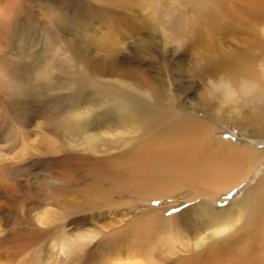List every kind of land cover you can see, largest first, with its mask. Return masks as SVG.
Masks as SVG:
<instances>
[{"label": "rangeland", "instance_id": "1", "mask_svg": "<svg viewBox=\"0 0 264 264\" xmlns=\"http://www.w3.org/2000/svg\"><path fill=\"white\" fill-rule=\"evenodd\" d=\"M42 2L46 5L43 6ZM12 6L19 7L14 13L18 15L16 20H31V30L20 49L37 53L47 38L45 27L51 20L48 18L50 13L57 16L56 20H62L61 30L57 32L60 45L65 52L72 49L76 52L78 65L84 63L88 68L101 69L115 66L134 73L137 71L161 85L166 93H180L185 88V105L193 104L191 115L198 117L195 120L198 125H205L203 137L206 145L212 139L216 141L208 147L211 149L207 154L211 158L209 161L213 162L212 159L217 156L218 159L224 157L226 161H221L227 164L229 174L234 169L240 170L244 164L243 157L235 158L228 153L226 147L230 141L264 151V0H51L50 3L44 0H14ZM17 34L19 36L20 32ZM9 36L13 39L17 37L14 32ZM2 54L0 59L3 58ZM20 55L16 50L10 56L15 57V66L22 57ZM1 63L3 78L7 83L16 84L20 94L13 95L10 102L0 92V237L5 234L6 238L4 247L0 249V264H16L25 253L36 250L45 253L48 245L59 235L53 226L59 222L57 218L63 210L68 215L69 208L55 203L60 197L56 175L61 167V158L74 152L57 151L55 146H60V137L47 128L50 123L58 121L62 113L64 116L65 108L59 116L58 113L32 115L21 128L15 119L9 118V110L23 101H26L25 105L27 102L38 105L37 89L31 85L28 88L25 86L36 72H26L21 69L22 65L19 66L21 68L14 67L12 62L11 68L3 60ZM6 70L9 72L6 73ZM210 79L229 80L234 85L256 83L258 88H254L250 95L261 98L247 103L245 96L249 92L244 93L243 89H239L236 90L238 94H245L240 102L222 106L219 94L212 92L216 99L209 98ZM65 93V97L70 95ZM243 134L254 136V140ZM218 140H221L219 144ZM218 147L220 150L216 149ZM48 148L53 152L47 153ZM231 159L236 162H228ZM237 164L239 167L233 169ZM263 167L264 157L255 164L251 177L255 173L262 175ZM79 174L82 175L83 171H79ZM83 178L80 177V183L74 186L77 189L76 204L85 200L82 190L86 187V180ZM222 181L226 185L230 179ZM243 185L239 183L225 192H219L216 206H224L232 199L240 198ZM151 187L156 188L155 185ZM125 192L108 193L106 206L69 216L68 219L72 217L70 231L73 236H68V248L75 251L83 249L89 242L88 236H92V257L98 258L100 249L110 258H126L135 254V259L147 260L154 256L160 259L159 254L167 252L164 242L170 238L171 244L181 250L179 254H184L182 243L193 237L195 224L199 226L205 222L201 221L203 217L199 219L203 212L200 210L202 205L198 204L206 197L198 196L191 200L179 198L175 201L174 196L177 198L186 193L178 190L172 200L155 199L149 202L142 201L134 193ZM165 201L169 205L158 216L164 220L171 214L188 209L192 224L187 225L188 232L180 228L169 232L170 229L160 223L147 234L138 235L137 232L128 231L133 218L145 213L143 209L148 206L163 208L165 205L161 204ZM225 207L232 211L234 206ZM37 215L45 216L46 223L38 224ZM39 227L42 229L37 232ZM123 240L126 243H122ZM16 241L25 245L18 254L14 252ZM129 248L133 254H128ZM172 260L167 262L166 259L160 264H171L174 262Z\"/></svg>", "mask_w": 264, "mask_h": 264}, {"label": "bare ground", "instance_id": "2", "mask_svg": "<svg viewBox=\"0 0 264 264\" xmlns=\"http://www.w3.org/2000/svg\"><path fill=\"white\" fill-rule=\"evenodd\" d=\"M44 1L50 3L51 0ZM13 2L0 0V54L3 53L0 63L3 60L10 68L13 64L18 68L23 66L21 69L26 72H36L25 86L28 88L31 85L37 89L38 105L29 102L25 105L26 101H23L21 105L12 107L9 110L10 116L9 112L7 115L15 119L21 128L30 121L32 115L58 113L59 116L65 108L64 116L62 113L60 119L50 123L47 128L56 137H60V146H55L57 151L74 152L61 158V167L56 175L60 197L55 203L69 208L68 215L63 210L57 218L59 222L53 226L59 235L48 245L45 253L40 250L25 253L16 264H160L164 259L167 262L173 259L171 264H264V173H255L251 177L255 172V164L264 157V151L249 145L239 146L230 141L226 147L228 153L241 159L243 157L244 164L238 171L234 168L241 163L233 166L234 171L229 174L227 164L222 162L226 161L224 157L218 159L217 156L212 159L213 162L209 161L211 158L207 154L211 149L208 147L213 145L215 139L206 145L205 125L200 126L195 122L198 117L190 113L193 104L185 105V88L180 93H166L161 85L153 83L137 71L134 73L130 69L115 66L101 69L88 68L84 63L78 65L76 52L73 49L65 52L60 45L57 32L61 30L62 20H56L57 16L50 13L48 15L51 17L48 18L51 20L46 24L47 27L44 26L47 38L44 37L41 48L37 53L23 48L21 50L20 45H25L23 43L30 32L31 20H16L18 15L14 13L19 7H13ZM42 5H46L45 2ZM11 32L16 36L20 32L14 38L15 41L9 36ZM16 50L24 58L21 57L15 66V57L10 56ZM22 51H25L24 55ZM1 64V96L9 98L11 102L13 95L15 97L20 94L16 84L7 83L3 78ZM224 81L235 91L243 89L244 93L249 92L245 96L247 103H254L261 98L250 95L254 88H258L256 83L242 82L234 85L229 80ZM63 93L70 95L65 97ZM238 123L242 124L241 120ZM245 136L254 140L252 135ZM216 149L220 150L219 147ZM51 152L53 150L48 148L47 153ZM233 160L228 162L235 163ZM79 171H83V174L80 175ZM80 177L86 180V187L82 190L85 192V200L76 204L77 189L74 186L80 183ZM226 178L230 182L225 185L222 180ZM239 183H244L240 198H234L224 206H216L217 194ZM119 190H126V194L134 193L142 201L149 202L155 199L172 200L178 190L186 193L177 198L174 196L175 201L179 198L191 200L204 196L206 198L198 205H202L200 210L203 212L199 219L203 217L201 221L205 222L199 220L200 227L195 224L193 237L182 243L184 254H179L181 250L172 245L168 238L164 242L167 244V252L159 254L160 259L155 256L147 260L135 259V254L126 258H110L100 249L98 258L92 257V236H88L89 242L85 248L78 251L69 249L67 240L68 236H73L70 231L72 217L80 211L106 206L108 193ZM161 205L164 209L160 206L143 209L145 213L133 218L128 231L137 232L138 235L147 234L160 223L161 226L165 224L169 232L178 231L179 228L188 232L187 225H192L189 210L182 209L162 220L158 215L169 204L165 201ZM225 206L234 207L228 211ZM69 216L72 217L68 219ZM36 222L45 224V216L37 215ZM41 229L39 227L36 231ZM4 235L0 237V249L5 245ZM121 242L126 243L125 240ZM14 244L16 254L23 251L25 245L17 241ZM128 250V254L132 253L130 248Z\"/></svg>", "mask_w": 264, "mask_h": 264}, {"label": "clouds", "instance_id": "3", "mask_svg": "<svg viewBox=\"0 0 264 264\" xmlns=\"http://www.w3.org/2000/svg\"><path fill=\"white\" fill-rule=\"evenodd\" d=\"M208 85L211 86V90H209V98L210 99H216L212 95V92H215L219 94L220 99L219 103L222 106H227L230 104H236L239 103L241 100L242 95H245L243 93L238 94L226 81L223 79H218V80H209Z\"/></svg>", "mask_w": 264, "mask_h": 264}]
</instances>
